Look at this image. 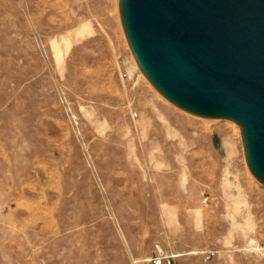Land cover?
<instances>
[{
    "label": "rangeland",
    "instance_id": "1",
    "mask_svg": "<svg viewBox=\"0 0 264 264\" xmlns=\"http://www.w3.org/2000/svg\"><path fill=\"white\" fill-rule=\"evenodd\" d=\"M124 1L0 0V264H264L252 126L172 99Z\"/></svg>",
    "mask_w": 264,
    "mask_h": 264
},
{
    "label": "water",
    "instance_id": "2",
    "mask_svg": "<svg viewBox=\"0 0 264 264\" xmlns=\"http://www.w3.org/2000/svg\"><path fill=\"white\" fill-rule=\"evenodd\" d=\"M128 15L159 83L183 103L248 121L264 170V0H129Z\"/></svg>",
    "mask_w": 264,
    "mask_h": 264
},
{
    "label": "bare ground",
    "instance_id": "3",
    "mask_svg": "<svg viewBox=\"0 0 264 264\" xmlns=\"http://www.w3.org/2000/svg\"><path fill=\"white\" fill-rule=\"evenodd\" d=\"M125 2V12H126V17H127V19H129L128 17H129V15H128V2H129V0H125L124 1ZM129 21V20H128ZM129 24V37H130V39L134 42V45H135V48H136V50H138V54L140 55V58H139V61H140V63H141V60H142V64L144 63L143 61H145V58H144V53H143V50H142V48H141V46H140V44H139V42H138V40H137V38H136V36H135V34H134V31H133V29H132V26H131V24H130V22L128 23ZM145 64L146 65H148L147 64V62L145 61ZM144 64V65H145ZM149 67V66H148ZM150 68V67H149ZM156 82H158L159 83V81H156ZM160 85H161V83H160ZM162 86V85H161ZM160 86V87H161ZM163 87V86H162ZM165 91V90H164ZM169 93V92H168ZM170 94V93H169ZM169 96H171V98L172 99H174L175 101H177V103L178 104H180V105H184L186 108H189V109H187V111L186 112H188V110H190L189 111V114H190V112L192 111V113L193 114H195L194 116H196L197 114L196 113H198L199 115H197V117H201V120H204V118H206V119H212V121H216L218 118L220 119V117L222 118V117H224V118H231V116H235V115H231V114H228V113H223V112H215V111H207V110H202V109H199V108H196V107H193V106H191V105H188V104H186V103H183L182 101H180L179 99H177V98H175L173 95H169ZM179 105V106H180ZM178 106V107H179ZM181 107V106H180ZM180 109V108H179ZM185 111V110H184ZM196 112V113H195ZM188 114V113H187ZM203 117V118H202ZM195 118V117H194ZM207 120V122L208 123H210L209 121ZM243 121L244 122H246L247 123V125H250V123L248 122V121H246L245 119H243ZM206 122V121H205ZM206 122V123H207ZM246 125V126H247ZM251 126V125H250ZM253 128V127H252ZM247 131V133H248V137H249V139H250V143H251V149L253 150V146H254V142H255V138H256V136H255V133H254V135H253V132H254V130H253V132H252V130H249V128L246 130ZM247 139V138H246ZM252 156H253V154H252ZM251 162H252V168L258 173V175L259 176H261L262 178H263V180H264V170L263 169H261L256 163H255V161H254V159L253 158H251Z\"/></svg>",
    "mask_w": 264,
    "mask_h": 264
},
{
    "label": "crops",
    "instance_id": "4",
    "mask_svg": "<svg viewBox=\"0 0 264 264\" xmlns=\"http://www.w3.org/2000/svg\"><path fill=\"white\" fill-rule=\"evenodd\" d=\"M188 230V229H187ZM166 231V233H167V229L165 230ZM150 232H151V229H150ZM179 235V234H178ZM177 235V236H178ZM180 236V235H179ZM165 241L167 242H172V244H174V242H176L177 241V239L175 240V238H171V239H169V237L167 236V234H165ZM202 239V238H201ZM191 244V245H190ZM190 245V246H189ZM195 245H197V244H195ZM194 244H192V243H188V244H186V246L187 247H194L195 246ZM196 247V246H195Z\"/></svg>",
    "mask_w": 264,
    "mask_h": 264
}]
</instances>
